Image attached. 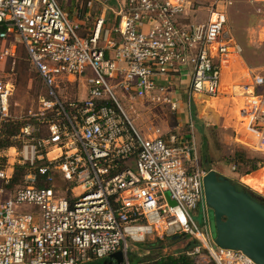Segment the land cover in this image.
<instances>
[{"label": "built area", "instance_id": "2783aa9c", "mask_svg": "<svg viewBox=\"0 0 264 264\" xmlns=\"http://www.w3.org/2000/svg\"><path fill=\"white\" fill-rule=\"evenodd\" d=\"M110 1L86 26L87 11L73 21L57 0H0V62L15 59L18 41L47 95L35 114L46 134L24 123L19 144L0 149V264H87L118 250L130 264L128 241L147 235L191 245L176 263L139 264H257L214 243L192 134L145 132L124 107L137 98L177 110L172 81L185 70L189 98L221 96L223 69L241 67L235 120L264 153L263 67L240 66L242 47L226 30L232 0H210L202 22L188 13L193 0ZM75 81L82 95L62 99ZM12 91L0 77V127ZM18 166L24 184H12Z\"/></svg>", "mask_w": 264, "mask_h": 264}, {"label": "rangeland", "instance_id": "374dc122", "mask_svg": "<svg viewBox=\"0 0 264 264\" xmlns=\"http://www.w3.org/2000/svg\"><path fill=\"white\" fill-rule=\"evenodd\" d=\"M57 1L67 14H69L68 9L72 11L71 13L74 16H80L82 13L85 15L87 11L86 26L92 25L95 16L102 10L103 4H110L109 0H91L92 3L88 5V10L86 9L83 12L82 6L85 3H77L75 0H72L71 3H69L70 0ZM193 1L195 3L191 5V7L194 6L192 8L193 11L189 12L190 14L194 13L191 18L197 22H202L207 17H204L202 14L200 16V13L203 11L205 14L207 12V16L209 15L207 5L210 3V0ZM227 14V33L233 36L242 47L244 64L241 66L263 67L261 69H263L262 74L264 77V37L261 36V33L264 32V2L252 3L250 0H233ZM72 15L69 14L70 17ZM13 57L15 58L14 60L7 58L6 61L0 62V77L11 79V82H13V91L9 103L10 121H13L17 125L30 123L35 127H40L41 134L45 135L46 118H41V115L35 114L41 110L42 99L47 97L46 89L32 69L27 53L18 41L16 42ZM234 75H239L242 80L248 79L244 77L241 70ZM224 81L226 82L225 76ZM225 88L222 90L226 91ZM260 91L264 92V85ZM59 93L62 99L80 97L82 95L81 83L68 84ZM206 100V102L198 100L194 103L195 108L194 110L192 109V118L189 119V123L191 121L193 124L191 134L197 158L199 159L201 150L203 154L211 159L210 164H208L210 169H215L216 172L225 175L231 180L238 181L264 197L261 194L262 192L250 185L249 174L245 175L243 173L249 167L237 163L232 159L234 151L240 148L235 135L234 121L236 120L234 117V105H225V98ZM124 107L133 119V122L140 129L152 130L158 127L165 131L171 127V129L175 128L176 131H180L181 133L188 131V126L184 124L183 118H176L175 113L165 105L135 98L132 103L125 102ZM46 115L47 113L45 112ZM16 144L18 145L19 142L17 141ZM247 153L264 160V156L260 152L250 150ZM203 169L205 171L208 170L206 168ZM257 181H259L258 178ZM56 184L60 186L62 182L57 180ZM19 210H22V207ZM209 215L211 218L212 236H214L213 214L210 208ZM195 219L198 224L201 222L200 218ZM184 244L183 240H172L170 237H159L158 235L154 237L147 235L145 241L142 242L129 240L130 264H139V262H146L155 258L177 255L184 247Z\"/></svg>", "mask_w": 264, "mask_h": 264}, {"label": "water", "instance_id": "95a60500", "mask_svg": "<svg viewBox=\"0 0 264 264\" xmlns=\"http://www.w3.org/2000/svg\"><path fill=\"white\" fill-rule=\"evenodd\" d=\"M203 189L213 214L214 243L241 250L257 264H264V197L238 189L231 179L212 168L203 176ZM122 260L123 253L118 250L87 264H121Z\"/></svg>", "mask_w": 264, "mask_h": 264}, {"label": "crops", "instance_id": "0c3cea01", "mask_svg": "<svg viewBox=\"0 0 264 264\" xmlns=\"http://www.w3.org/2000/svg\"><path fill=\"white\" fill-rule=\"evenodd\" d=\"M77 3H86V5H85V9L84 10H86L87 9V3H92V1L91 0H75ZM72 2V0H70L69 1V3H71ZM110 3V2H109ZM232 3H233V0H232ZM107 4H103V8H102V10L99 12V13H101L102 11H105L106 13H108V9H107ZM230 7V6H229ZM68 11V13L69 14H73V13H71L72 11L70 10V9H68L67 10ZM190 12V11H189ZM188 12V13H189ZM205 12H206V9H205ZM67 13V12H66ZM98 13V14H99ZM228 13V12H227ZM68 14V15H69ZM97 14V15H98ZM201 14L205 17H207V12H206V14L205 13H203V11H201V13H200V16H201ZM96 15V16H97ZM189 15H190V17H192V14H190L189 13ZM227 16H228V14H227ZM70 17V16H69ZM84 17H85V15H84V13H82L80 16H74V15H72V17H70L73 21H76V22H79L80 23V20H84ZM112 16H111V14H109V18L112 20V18H111ZM206 19V18H205ZM113 22V21H112ZM88 26V25H87ZM240 63V66L242 65V64H244V60H243V57H242V60L239 62ZM238 66V65H237ZM245 66V65H244ZM244 66H242V68L244 67ZM236 67V66H235ZM234 67V68H235ZM251 67V66H250ZM237 68H239V66L238 67H236V69ZM240 70H242L241 69V67L239 68ZM230 72V73H229ZM236 72L235 71H233V67H226V68H224L223 69V75H222V85H223V88H225L226 89V91L221 95V96H218V97H215V98H209V97H203V98H189L188 97V95H187V93H186V91H187V84H188V81H189V75H188V71L187 70H185L184 72H182L180 75H179V77H175V78H173V83H174V85L172 86V90H174V93L179 97V104H178V109L177 110H175V111H172V112H174L175 113V116H176V118H183L182 120H183V122H184V124H187V126H188V131H186V132H183V133H181L180 131H176V129L175 128H172L171 129V127H169L167 130H161V128H159L161 131H162V133L164 134V135H168V134H170V132L171 133H175V134H177V135H179V136H183V135H188V134H191L192 133V126H193V124H192V122L190 121V123H189V119H191L192 118V109L194 110V108H195V105H194V103H196L198 100H200V101H204V102H206L207 100L206 99H214V100H218L219 98H225L226 99V102H224V104L225 105H227V104H231V106L232 105H234L233 106V108H235V106L237 105V101H238V99H237V97H233L231 94H232V91H234V88H236V87H234L233 88V83L236 81V79L238 78V75H234ZM229 74V75H228ZM232 74V75H231ZM224 76H225V78H226V82L224 81ZM230 78V79H229ZM229 79V80H228ZM75 82H79V81H75ZM75 82H72V83H69V84H73V83H75ZM80 83V82H79ZM236 91V90H235ZM236 93H238V92H236ZM264 93V92H263ZM233 103V104H232ZM228 106V105H227ZM226 106V107H227ZM234 117H235V110H234ZM235 122V135H236V139L238 140V143L240 144V148L241 149H243V150H246V151H250V150H252V151H257V152H260L263 156H264V153L263 152H261V151H259L256 147H254L253 145H251V141H247L248 142V144H246V143H244V141H245V133L243 132V130H242V127L238 124V122H236V121H234ZM143 131H145V132H150V129H146V130H144L143 128H141ZM240 131H242V132H240ZM188 137V136H187ZM239 148V149H240ZM264 161V160H263ZM247 174H249L248 176H249V183H250V185L252 186V187H254V188H256L258 191H260V192H262L261 194L264 196V187L262 186V183H263V178H264V162H259V164H258V168L256 169V170H254V171H251V172H249V173H247ZM247 174H245V175H247ZM244 175V176H245ZM257 178H258V180L259 181H257Z\"/></svg>", "mask_w": 264, "mask_h": 264}, {"label": "trees", "instance_id": "16d2710c", "mask_svg": "<svg viewBox=\"0 0 264 264\" xmlns=\"http://www.w3.org/2000/svg\"><path fill=\"white\" fill-rule=\"evenodd\" d=\"M109 2H111V1L109 0ZM85 5H86V3L84 4V6H82L83 12L85 11L84 10ZM21 126L22 125H17L16 123H13V121H10V120H6L2 123V125L0 127V149L16 144L17 139H15V136L18 134ZM232 159L237 163H240L242 165H247L249 167L247 170H245L243 172L244 174H247L251 171L256 170L258 168L259 162H264L262 159H258L257 157L249 155L247 153V151L243 150V149L235 150L234 154L232 156ZM27 171L28 170L25 166L16 167L13 178H12V184L13 183H18V184L22 183L23 182V175ZM232 181L236 184V187L238 189H246L250 193H252L253 195H259L255 191L249 189L248 187L244 186L243 184L239 183L238 181H236V180H232ZM36 185L47 186V185H50V183L46 182L43 179V176L37 175ZM181 238H183V236L179 237V239H181ZM173 240H176V239H173ZM190 245H191V241H185L183 248H187ZM179 259H180V257L172 255V256L162 257L161 261L164 263H176L179 261Z\"/></svg>", "mask_w": 264, "mask_h": 264}, {"label": "flooded vegetation", "instance_id": "af4514ba", "mask_svg": "<svg viewBox=\"0 0 264 264\" xmlns=\"http://www.w3.org/2000/svg\"><path fill=\"white\" fill-rule=\"evenodd\" d=\"M200 156L198 159V164L201 168H206L209 169L208 164H210L211 159L208 158L205 154H203V152L200 150Z\"/></svg>", "mask_w": 264, "mask_h": 264}, {"label": "bare ground", "instance_id": "6f19581e", "mask_svg": "<svg viewBox=\"0 0 264 264\" xmlns=\"http://www.w3.org/2000/svg\"><path fill=\"white\" fill-rule=\"evenodd\" d=\"M264 31V30H263ZM262 32V31H261ZM261 36L264 37V32L261 33ZM262 38V37H261ZM262 186L264 187V178H263V183H262Z\"/></svg>", "mask_w": 264, "mask_h": 264}]
</instances>
